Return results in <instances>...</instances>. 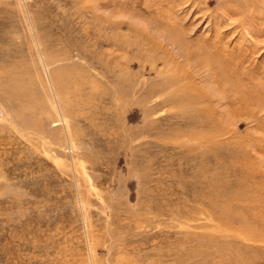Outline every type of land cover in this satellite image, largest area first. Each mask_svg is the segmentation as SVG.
<instances>
[{
    "label": "rangeland",
    "instance_id": "rangeland-1",
    "mask_svg": "<svg viewBox=\"0 0 264 264\" xmlns=\"http://www.w3.org/2000/svg\"><path fill=\"white\" fill-rule=\"evenodd\" d=\"M222 2L0 0V264H235L239 205L264 217V34ZM215 32L238 80L187 58ZM166 55L186 91L147 71Z\"/></svg>",
    "mask_w": 264,
    "mask_h": 264
},
{
    "label": "bare ground",
    "instance_id": "bare-ground-1",
    "mask_svg": "<svg viewBox=\"0 0 264 264\" xmlns=\"http://www.w3.org/2000/svg\"><path fill=\"white\" fill-rule=\"evenodd\" d=\"M259 1H264V0H223V2L221 3L222 4L221 8H223V11L227 14V18H228V16H232L234 13H236V16H237V13L243 14V13L250 11L248 14L246 13L247 17L245 18L243 23H240L241 24L240 26L243 29H246L247 27L245 25L248 24L249 26H252L255 28L256 23H259L258 25H260V26H258V27L261 28V30L258 31V33L264 34V11H260L259 13H255L252 9V8L256 9V7H259L256 4ZM219 23H220V21H219ZM219 23H217V26L220 29ZM168 25L173 30L172 36H173V39L175 40V43H176V41L186 43L185 38H184V30L179 26H173L171 23H169ZM243 26H245V27H243ZM252 27L250 29H252ZM221 39L222 38H221L220 32L213 33L206 40L207 41L206 43L208 45L197 44L196 52H193V50L189 51L187 58L190 61H193L194 59L197 58L198 64H203L204 68H206L208 71L209 70L212 71L215 74L214 81L216 83L219 81L218 77H221V76L223 78H225L226 81H227V79L238 80L237 77L234 76V73H233L234 70H232L231 66L229 65L228 60L226 59L227 55H230V57H233L234 56L233 54H235V53L228 51L227 48H223L225 50H223V53H222L221 52ZM252 45H254V44H252ZM187 46H188V44H187ZM254 48H258V47L254 46ZM215 49H216L215 52L217 54L214 52ZM164 53H165V51H164ZM172 59H173L172 56H171L170 60H169L168 56L167 57L154 56L151 58H147L146 65H148L147 68H149V69H147V71L164 77L162 84H161V87H168L169 86V87L174 88V90L180 89L181 92H184L191 86L192 77L190 75L188 77L187 73L184 72L183 70H181V71L174 70L173 71V70H170L167 68L168 70L165 71L164 67H166ZM230 60H231V58H230ZM198 64H197V66H198ZM108 69H109V67H108ZM108 69L106 68V70L109 74ZM228 70H230L231 73L224 75L223 73L228 72ZM234 80H233V82H234ZM24 86H25V84H24ZM25 87H23V84L22 85L17 84L16 81H10L8 83L5 82V83L1 84V89L3 90V93L7 97H10L13 99H19V98L27 97V89ZM179 98H181V94L177 96V100ZM187 99L188 98H186L185 100H187ZM185 103H187V102H185ZM22 107H24V106H22ZM32 107H33V105L30 102L25 103V108L24 109L21 108L22 110L17 112V113H20L19 117L26 110H29ZM67 131L69 132V129ZM252 205H253L252 207H248L246 205V203H241L239 205L241 208V214H238L239 216H238V224L236 226V232L234 233L233 231H230V230L228 231V234L236 242L234 246H232L231 243L228 244L229 246H232L233 248H235V252L232 254L235 264H264V217L261 214L260 210L258 209V205L257 204H255V205L252 204ZM121 263L122 264H136L129 259L127 260L126 258H124V260Z\"/></svg>",
    "mask_w": 264,
    "mask_h": 264
}]
</instances>
